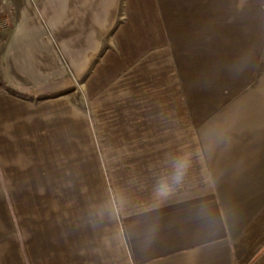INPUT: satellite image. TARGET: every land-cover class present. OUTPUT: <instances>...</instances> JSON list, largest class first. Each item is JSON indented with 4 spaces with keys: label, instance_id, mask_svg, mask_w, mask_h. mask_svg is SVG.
I'll list each match as a JSON object with an SVG mask.
<instances>
[{
    "label": "crops",
    "instance_id": "crops-1",
    "mask_svg": "<svg viewBox=\"0 0 264 264\" xmlns=\"http://www.w3.org/2000/svg\"><path fill=\"white\" fill-rule=\"evenodd\" d=\"M7 2L0 264H264V0Z\"/></svg>",
    "mask_w": 264,
    "mask_h": 264
},
{
    "label": "clouds",
    "instance_id": "clouds-1",
    "mask_svg": "<svg viewBox=\"0 0 264 264\" xmlns=\"http://www.w3.org/2000/svg\"><path fill=\"white\" fill-rule=\"evenodd\" d=\"M187 168V161L185 160H178L175 165H174V174L173 176L171 177L172 179V182L174 184H180L181 181L183 180V176H184V172ZM170 190V186L168 185V183L165 181V182H162L160 184V187L158 189V191H160L162 194L163 193H166L167 191Z\"/></svg>",
    "mask_w": 264,
    "mask_h": 264
},
{
    "label": "built area",
    "instance_id": "built-area-1",
    "mask_svg": "<svg viewBox=\"0 0 264 264\" xmlns=\"http://www.w3.org/2000/svg\"><path fill=\"white\" fill-rule=\"evenodd\" d=\"M13 8L7 0H0V30L10 28L12 25Z\"/></svg>",
    "mask_w": 264,
    "mask_h": 264
}]
</instances>
